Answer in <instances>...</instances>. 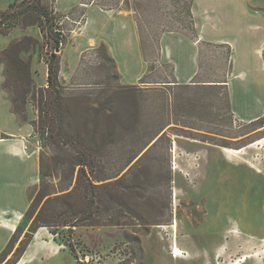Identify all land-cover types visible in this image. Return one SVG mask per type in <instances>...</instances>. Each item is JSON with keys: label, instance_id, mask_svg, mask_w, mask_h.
Here are the masks:
<instances>
[{"label": "rangeland", "instance_id": "obj_1", "mask_svg": "<svg viewBox=\"0 0 264 264\" xmlns=\"http://www.w3.org/2000/svg\"><path fill=\"white\" fill-rule=\"evenodd\" d=\"M13 1L0 0V14ZM57 1L60 9L70 10L55 12L56 0L40 3L57 16H69L62 24L56 17L51 27L52 33L63 31L62 38L58 34L63 45H56L47 24L44 29L24 27L21 18L0 17V54L24 37L35 42L19 55L29 63L32 82L24 111L23 82L11 88L18 100L19 130H0V143L22 152L13 165L11 190L16 200L11 210L0 211V254L14 233L12 226L21 230L0 264L13 261L44 206L47 221L64 215L78 226L38 229L17 264H234L254 252L255 259L263 258L264 118L237 121L227 87L213 82L229 72L230 48L217 40L235 39L248 26H255L258 38L264 37V0H197L192 16L193 23L196 18L202 26L201 38L195 27L193 31L198 75L184 85L174 81L172 66L158 61L148 65L144 79L124 84L122 80H135L136 67H116L104 45L80 52L84 43L74 42L90 5ZM99 1L124 10L123 0ZM21 2L17 13L26 7ZM229 15L237 19L228 20ZM156 36L152 29L143 34L150 59L156 55ZM139 46L141 50L140 39ZM51 53L58 61L53 88L47 83ZM262 53L264 58V48ZM0 79L11 112L10 95L2 89L1 57ZM6 167L0 158V171ZM80 167L94 188L56 200L75 190ZM8 183L0 180L6 188ZM38 194L43 197L34 215L22 223L29 198ZM0 205L7 204L0 200ZM175 246L181 256L173 255Z\"/></svg>", "mask_w": 264, "mask_h": 264}, {"label": "crops", "instance_id": "obj_2", "mask_svg": "<svg viewBox=\"0 0 264 264\" xmlns=\"http://www.w3.org/2000/svg\"><path fill=\"white\" fill-rule=\"evenodd\" d=\"M231 1L235 2L236 0H228L229 3H232ZM196 2L197 0L192 6L194 16H196ZM79 4L81 3L79 2ZM70 8L60 9L56 0L55 12L66 13ZM234 8L237 10V7ZM229 16L231 17H228V20H230L229 18L237 19L235 15ZM244 16L248 18L247 14ZM194 27L198 33V39L201 38L202 26L196 18L194 19ZM254 27L248 26L247 32L235 39L221 38L217 40L227 44V47L230 48L229 72L220 80L213 82L227 87L228 102L234 118L239 122L247 123L264 118V58L262 53L264 37L258 38L255 35ZM80 40L84 43L80 52L104 45L108 56L114 61L116 67L121 66L128 69L136 67L138 71L135 80L129 83L122 80L124 84L138 82L147 73L148 64L140 50L136 25L129 11L117 9L103 11L94 5L87 6L84 25H82L80 33L74 38V42H80ZM209 40L213 41L212 39ZM196 42L173 32L164 33L160 37L158 63L172 66L173 78L178 85L190 84L198 75ZM201 83L212 82L201 81ZM1 119H3L4 125L0 124V130L8 133L19 130L16 117L10 112V105L1 90L0 79V122ZM11 122L14 123L13 128L10 126ZM14 148L9 143H0V158L7 163V167L0 171V180L9 181L8 188H6L7 185L2 186L0 184V200L7 204L0 205V211L11 210L10 207L16 200L15 194L11 190V181H14L16 173L13 166L17 158V155L12 153ZM17 149L20 151L19 148ZM4 199L10 200V202H4ZM260 241L261 243L264 242V240ZM253 254L248 255V259L243 264H264V257L255 259L257 257Z\"/></svg>", "mask_w": 264, "mask_h": 264}, {"label": "trees", "instance_id": "obj_3", "mask_svg": "<svg viewBox=\"0 0 264 264\" xmlns=\"http://www.w3.org/2000/svg\"><path fill=\"white\" fill-rule=\"evenodd\" d=\"M17 1L18 0H14L13 3L8 6V9L0 14V17L4 18V20L21 18V22L24 27L38 26L41 29H44V24H47L49 26V35L53 37L56 45H58L59 42L63 45V42L58 37V34L55 32L52 33L51 29V27H53L54 20L61 17L62 14H59L58 16L55 15L52 11H49L47 8L42 6L40 0H22L21 3L26 4V7L17 13L15 11ZM86 1L87 0H82L81 5H95L103 11H111L117 7L116 4H108L99 0H90V3L88 4L85 3ZM193 3L194 0H123V9L132 13V16L137 24L142 55L148 65L157 63L158 61L159 41L164 32L184 33L190 36L191 39L194 38V23L191 11ZM77 7L79 8V5ZM77 7L73 10H76ZM146 29L154 30L157 35L153 40V45L157 48L156 55L151 59L146 57L143 46V34ZM184 31L187 32L185 33ZM196 41L197 40H195V42ZM32 43L35 42L24 37L21 40L10 44V46L4 49L0 54L1 62L5 66V81L2 85V89L10 95L11 113L16 118L18 117L19 109L17 105L18 100L13 98V91L11 88H15L19 83L23 82L24 85L21 96V107L22 111H24L26 94L30 93V90H32V82L29 63L21 60L19 55L21 52L27 51ZM57 49L59 48L55 47V50ZM50 56V61L47 63V83L49 88H53L56 82V74L58 72V61L55 53H51ZM140 83L146 82L140 81ZM39 93L42 94L43 91H39ZM42 178L40 179V187L43 186ZM85 188H94V186L88 179L86 180L83 167H80L77 175L75 190L59 196L56 200L63 201L64 199H71L74 195H76V193ZM41 196L43 197V195L38 194L35 198H29V206L22 218V223H28L30 221L37 208L39 197ZM62 216L64 215L57 217L53 221H47L45 216V206L42 207L36 217L31 221L27 232L24 235V239L21 241L20 248L10 264H17L20 261L38 229L43 227H66L68 230H71L72 228L78 226L77 221L73 220L74 222L72 223V220H69L70 217L67 219L66 216ZM58 218H60L59 221H57ZM20 230V226L16 227L4 251L0 254V257L12 249ZM51 233L54 235L56 234L54 232ZM69 248L71 252H74L70 244Z\"/></svg>", "mask_w": 264, "mask_h": 264}, {"label": "bare ground", "instance_id": "obj_4", "mask_svg": "<svg viewBox=\"0 0 264 264\" xmlns=\"http://www.w3.org/2000/svg\"><path fill=\"white\" fill-rule=\"evenodd\" d=\"M15 150H13V154H15V155H21V152L17 149V148H14ZM226 151V150H225ZM228 153H230L231 154V152H228ZM238 153H240L239 151L238 152H235V154H238ZM11 227V226H10ZM13 228H12V230L14 231L16 228L14 227V226H12ZM182 251L180 250V248H178L177 246H175V248L173 249V255H175L176 257L177 256H181L182 255ZM248 255H244V256H241V258L240 259H238L235 263L236 264H243L247 259H248ZM234 263V264H235Z\"/></svg>", "mask_w": 264, "mask_h": 264}, {"label": "built area", "instance_id": "obj_5", "mask_svg": "<svg viewBox=\"0 0 264 264\" xmlns=\"http://www.w3.org/2000/svg\"><path fill=\"white\" fill-rule=\"evenodd\" d=\"M67 20H69V16H68V15H65V16L61 17L59 24H62L64 21H67ZM73 23H74L75 25H77V26L81 25V22H73ZM81 27H82V26H81ZM80 29H81V28H80ZM55 32H56L57 34H59L60 38H62V34H63V31H62V30H56ZM253 256L258 257V253H254ZM238 259H239V258H238ZM238 259H237V260H238ZM237 260H236V261H237ZM236 261H234L233 263H235Z\"/></svg>", "mask_w": 264, "mask_h": 264}]
</instances>
